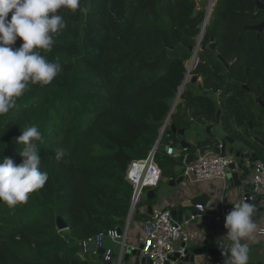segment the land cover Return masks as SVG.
<instances>
[{"label":"trees","instance_id":"16d2710c","mask_svg":"<svg viewBox=\"0 0 264 264\" xmlns=\"http://www.w3.org/2000/svg\"><path fill=\"white\" fill-rule=\"evenodd\" d=\"M208 2L0 0V264H117L84 258L81 241L124 225L128 167L158 141ZM263 21L256 0H216L191 72L203 90L188 82L178 104L205 126L221 109L227 135L245 138L260 160L264 144L253 137L264 139V108L254 94L264 100V30L245 27ZM229 73L240 84H229ZM167 131L155 158L163 179L178 178L184 162L165 147L180 139ZM193 150L184 151L187 160ZM58 216L68 229L60 230Z\"/></svg>","mask_w":264,"mask_h":264},{"label":"built area","instance_id":"2783aa9c","mask_svg":"<svg viewBox=\"0 0 264 264\" xmlns=\"http://www.w3.org/2000/svg\"><path fill=\"white\" fill-rule=\"evenodd\" d=\"M198 52L197 54L194 53L190 59L192 63H195L196 60V63L199 61ZM165 150L167 154L173 156L176 160L180 157L176 153L173 139L168 142ZM156 151L154 152L153 149L144 159L133 160L128 167L126 178L133 186L131 215H128L124 225L83 239L81 241V255L84 258L92 257L93 253L97 256L99 255V249L104 248L103 259L106 262L110 261L114 250L106 247L107 240L120 242L123 253V247L127 244L131 218L136 211L137 205L141 202L146 189L157 187L163 179L162 169L156 162ZM234 161L235 157L231 154H218L213 151H207L206 148H198L193 159L187 160L184 157L183 176L185 179L196 182L214 178H221L226 181L229 167ZM251 174L250 182L252 185L250 191L247 196L243 197L241 203L235 207L226 206L219 214L214 215L215 223L221 226L227 223L225 216L233 215L235 217V221L231 224L232 228L224 234L217 246V249H221L224 252L229 248L228 242L234 239L235 231L239 229V226L245 222L246 216L250 214L252 203L260 197L264 201V161L258 160L254 162ZM195 211L196 213L194 214L190 213L189 219L184 218L182 222H179L173 217L170 208L164 206L153 208L149 220L144 223L143 237L134 246L137 247L139 244H143L142 254L147 257L148 261L151 262L150 264H166L173 257H176V260L172 261V264H185L190 244L195 242L200 236L198 230L191 231L189 227L193 222L207 218V208L204 204L197 203ZM119 228H122V233L119 232ZM256 233L259 237H264V226L259 227ZM240 235L245 237L248 233L242 231ZM177 242L181 243L179 248H176ZM225 258V254L219 257L210 256L205 264H221L225 261ZM121 261L122 255L118 264H122Z\"/></svg>","mask_w":264,"mask_h":264},{"label":"water","instance_id":"95a60500","mask_svg":"<svg viewBox=\"0 0 264 264\" xmlns=\"http://www.w3.org/2000/svg\"><path fill=\"white\" fill-rule=\"evenodd\" d=\"M257 1V5L259 8L264 9V2H262L261 0H256ZM212 1L210 0L208 7H207V13H206V19L204 22V28L200 34L199 37V41L197 46L194 49V53L197 54V52L200 49V44H201V39L204 35L205 32V28L209 22V18L211 15V11H212ZM245 29H250V30H255L258 32H261L262 30H264V21L255 25H248L245 27ZM214 39V37H213ZM210 48L213 49L216 53H218V50L216 48V43L214 41L211 42L210 44ZM218 57L224 62V64L229 68L230 64L229 62L221 55L219 54ZM192 69H188L187 73H186V77L183 81L182 86L180 87V91L173 103L171 112L165 122V125L162 128L161 134L158 138V141L154 147V152L156 151L158 145L160 144V141L162 139V136L164 134V132L166 131V129H168L167 131V135L168 136H172V135H176L180 138L177 146H176V153L180 156L181 160H184V151L188 150V149H192L194 147L193 142H191L187 137V128L185 127H179L177 125V123L171 122L170 120L173 116V114H176L179 118L184 119L187 123H191L193 121L188 107L186 105H183L182 108L176 110L179 102H180V98H181V94L183 92V89L185 88V85L188 82L189 77L190 78V82L192 83H196L199 81L198 76L196 75H191ZM228 83L229 84H240L239 81H236L233 79V77L231 76V74H228ZM200 90H203V86L200 85ZM244 88L248 89V86L245 84L243 85ZM205 95L208 94L207 91L203 92ZM257 102L264 107V101L258 97L257 95H255ZM222 111L219 110L218 111V116H217V122L216 124H220V116H221ZM251 124H253V122H250ZM215 124H209L206 127V132L208 134L212 133V128L214 127ZM256 140L259 141L260 143L264 144V139L260 138V137H256ZM235 144V140L233 138H231L230 136L226 135L223 138L222 144L219 145L217 148H215V153H223V154H231L234 155L235 157V161L230 165L229 167V172L227 175V181H228V189L230 190H237L239 188H244V192H246L247 194H245L246 196L248 195V192L251 188V182H250V175L252 172V166L248 165L247 162H256L258 160H260V158L257 156L256 153H252L250 150H243V149H238L234 146ZM228 145H230L231 147L228 148ZM247 151V152H246ZM184 176H179L178 178H172V179H168V177H165L164 181L168 182L170 185L175 186L176 184H180L181 182L184 181ZM156 196V191L154 189H150L147 192V198L151 199L154 198ZM227 200H225L226 202ZM263 201V199L260 197L258 198L254 203H252L251 207H250V211H249V215L246 216L245 220L246 221H250L253 220L255 221L257 218L260 217V213L264 211V207L260 206V203ZM186 205V204H185ZM150 210L152 211V205L149 207ZM132 213V209L130 210L129 216ZM191 213H196L195 210H193ZM172 214L173 217L178 220L179 222H182V220L185 219H189L190 218V214H185L183 210H178V209H172ZM225 220L227 221V223L223 226H218L215 223V217L212 216L211 218H209V222L208 223H202V222H198L197 227L201 230H205V232L207 233V236L204 240V245L200 248H193L192 246L193 243L190 244L189 250H188V255L186 257V261L185 264H205L207 262L208 257L212 256V257H219V256H223L225 254L226 257H232L233 255V249L232 248H228L225 252L221 249H217L215 247H211L210 246V241L213 239L214 236H216V232L217 230L220 229H226L229 230L230 229V223L235 221V217L233 215L231 216H225ZM57 224L58 227L60 228V230H66L69 228L68 223L64 220V218L62 216H58L57 219ZM119 232L122 233V228H119ZM143 244H139L137 247L127 244L123 247V257L122 259L125 262H130L131 263V255L136 256L135 262L133 264H150L151 262L148 261L147 257L143 256L142 254V249H143ZM105 253V249L104 248H100L99 249V259L103 258V254ZM116 254L113 253L112 255V259H115ZM176 257H173L172 260L167 261L166 264H172V261H175ZM234 261H238L237 258H234ZM221 264H228L227 261H223ZM258 264H262V262H258Z\"/></svg>","mask_w":264,"mask_h":264},{"label":"crops","instance_id":"0c3cea01","mask_svg":"<svg viewBox=\"0 0 264 264\" xmlns=\"http://www.w3.org/2000/svg\"><path fill=\"white\" fill-rule=\"evenodd\" d=\"M171 122H174L173 116L170 120V123ZM221 131H222L221 133L222 137L221 138L218 137L220 138V140L215 141L217 143L215 145L209 144L208 147H205L207 151L215 152V148H217L219 145L222 144L223 138L224 136L227 135V133L223 130V128ZM193 132L194 134L196 133L195 131ZM189 140L193 142L194 146L196 145V141H197L196 139L191 137ZM230 147L231 146L228 145V148ZM196 151H194V154L196 153ZM169 156L174 159L173 156L171 155ZM247 164L253 167L254 162L248 161ZM181 175L183 176V172ZM251 176L252 174L250 175V180H251ZM172 178L173 177H168V179H172ZM164 179H162V184L160 183L157 187L152 188L156 191V196L154 198L151 199L147 198V192L150 190L149 189L144 193L145 201L143 202L142 206L141 207L139 206L142 200L137 205L136 211L131 218L128 236H127V244L133 246L137 245L139 240H141V238L143 237L144 223L149 220L150 214L152 212L149 208L151 205H152V210L155 207L164 206L170 208L171 210L172 209L183 210L185 214H190L193 210H195V205L197 203H202L207 208V218L199 219L193 222L192 225L189 227L191 231L198 230L200 232V236L195 240V242H193V245L195 246L194 249L200 248L204 245V240L207 236V233L205 232V230H201L197 227L198 222L200 221L202 223H208L209 218H211L216 214H219L224 207L238 206L243 200L245 194H247L246 192H244L245 189L243 187L235 191L228 189V181L227 180L225 181L221 178L208 179L202 182H196L193 180L184 179L183 182H181L180 184H176L175 186L170 185L168 182H165ZM225 200L227 201L225 202ZM260 206L264 207V201L260 203ZM137 216H140V219H138ZM232 223L233 222L230 223V229L232 228L231 226ZM261 226H264V211L260 213V217L257 218L255 221L245 220V222L239 226L240 230L235 231L234 239L228 242L229 248L233 249V255L232 257L229 258L226 257L225 260L227 261V259H229L233 262H238L239 260L241 261L250 260V261H256L257 264L258 262L261 261L262 264H264V237H259L256 233L257 229ZM229 230H226L225 228L217 230L216 232L217 241L222 240L224 234ZM242 231L247 232L248 235L242 237L240 235ZM235 239H239V240L234 241ZM212 241L213 239L210 241V246L214 247ZM238 241H242V242H238ZM180 246L181 243L177 242L176 248H179ZM106 247L112 248L114 250V253L116 254L115 259L117 260V264H118L119 258L122 255V244L120 242H111L107 240ZM96 257L99 258V255L96 256V254L93 253L92 258H96ZM234 258H237L238 261H234ZM135 259L136 256L131 255V263L126 262V264H133L135 262ZM121 263L125 264V261L122 259Z\"/></svg>","mask_w":264,"mask_h":264},{"label":"rangeland","instance_id":"374dc122","mask_svg":"<svg viewBox=\"0 0 264 264\" xmlns=\"http://www.w3.org/2000/svg\"><path fill=\"white\" fill-rule=\"evenodd\" d=\"M212 1V9H213V6L215 5V3H216V0H211ZM209 2H210V0H209ZM209 2H208V4H209ZM208 7V6H207ZM211 16V15H210ZM197 61V60H196ZM196 61H195V63H192L191 62V60H189L188 62H187V68H191V69H193V67L195 66V64H197L196 63ZM189 80H190V77H189ZM202 81V79L200 78V80L198 81V82H201ZM190 82V81H189ZM200 88V87H199ZM205 92V91H204ZM197 122H191V124H192V126L191 127H189L188 128V132H187V134H186V137L187 138H194V139H196L197 141L196 142H198V141H202V140H204V139H212L213 141H219L220 140V138L222 137L221 136V133H222V127L220 126V125H217L216 123H215V125H214V128L212 129V133L211 134H208L207 132H206V126L205 125H202V124H196ZM250 129H253V126H250ZM224 130V129H223ZM193 131H195L196 133L194 134V132ZM225 131V130H224ZM241 131V130H240ZM218 137H220V138H218ZM179 138V137H178ZM255 138V137H254ZM180 139V138H179ZM168 142V137L167 136H165L164 138H163V140H162V146L164 145V144H166ZM178 144V143H177ZM177 144H175L176 146H177ZM215 143L213 142L212 143V145H214ZM235 147H237V148H239V149H243V150H249V149H247L248 148V146H247V140L245 139V138H243V137H240L239 139H237V140H235ZM194 149V148H193ZM193 149H191V150H193ZM194 151V150H193ZM190 153H192V152H190ZM262 161H264V159L262 160ZM161 184H162V181L160 182ZM149 189L147 188L146 189V191H148ZM145 191V192H146ZM145 201V195H143V197H142V202H141V204L139 205L140 207L142 206V204H143V202ZM240 230V228L238 229V231ZM221 238V237H220ZM219 238V239H220ZM236 240H239V239H235L234 241H236ZM220 241V240H219ZM219 241H217V238H216V236L213 238V241H212V243H213V245H214V247L215 248H217V245H218V242ZM238 242H242V241H238ZM193 248L195 247V246H192ZM87 258V257H86ZM88 259H91V257H89ZM125 264H126V262H125Z\"/></svg>","mask_w":264,"mask_h":264},{"label":"flooded vegetation","instance_id":"af4514ba","mask_svg":"<svg viewBox=\"0 0 264 264\" xmlns=\"http://www.w3.org/2000/svg\"><path fill=\"white\" fill-rule=\"evenodd\" d=\"M200 50V49H199ZM218 50V49H217ZM214 51V50H213ZM215 52V51H214ZM216 53V52H215ZM217 55H219L220 53H219V51H218V53H216ZM222 55V54H221ZM223 56V55H222ZM224 57V56H223ZM225 58V57H224ZM226 59V58H225ZM221 60V59H220ZM227 60V59H226ZM228 61V60H227ZM223 62V61H222ZM229 62V61H228ZM224 63V62H223ZM229 64H230V62H229ZM225 65V64H224ZM226 66V65H225ZM227 67V66H226ZM230 67V66H229ZM228 68V67H227ZM199 78V80H200V78L202 79V77H198ZM189 82V81H188ZM187 82V83H188ZM197 83V85L198 86H200L201 84H203V79H202V81L201 82H196ZM245 85V84H244ZM247 85V84H246ZM248 86V85H247ZM247 89V88H246ZM250 88H249V86H248V90H249ZM255 95L256 94H254V98H255V100H256V97H255ZM258 96V95H257ZM259 97V96H258ZM261 98V97H260ZM262 99V98H261ZM263 100V99H262ZM264 101V100H263ZM256 102H257V100H256ZM180 103V102H179ZM258 103V102H257ZM264 108V107H263ZM176 110H178V106H177V108H176ZM219 110H221V109H219ZM218 110V111H219ZM218 111H217V115H216V122H217V116H218ZM222 111V110H221ZM190 113V112H189ZM191 115V114H190ZM192 117V116H191ZM222 119H223V117H222V113H221V116H220V123H221V121H222ZM250 122H253V119H251L250 121H249V124H250V126H253V129L255 128V124L253 123V124H251ZM186 128V127H185ZM255 137V138H254ZM253 137V139H255L256 140V137H257V135L256 136H254Z\"/></svg>","mask_w":264,"mask_h":264},{"label":"clouds","instance_id":"9594fccd","mask_svg":"<svg viewBox=\"0 0 264 264\" xmlns=\"http://www.w3.org/2000/svg\"><path fill=\"white\" fill-rule=\"evenodd\" d=\"M211 13H212V11H211ZM210 19V18H209ZM191 75H193V74H191ZM191 78V77H190ZM188 81H189V79H188Z\"/></svg>","mask_w":264,"mask_h":264}]
</instances>
